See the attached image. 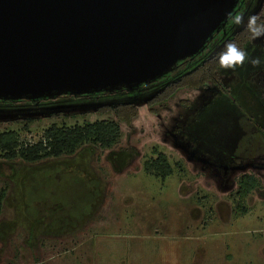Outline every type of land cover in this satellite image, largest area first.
Segmentation results:
<instances>
[{"label": "rangeland", "instance_id": "374dc122", "mask_svg": "<svg viewBox=\"0 0 264 264\" xmlns=\"http://www.w3.org/2000/svg\"><path fill=\"white\" fill-rule=\"evenodd\" d=\"M240 13L264 20V0H246ZM241 28L228 23L199 57L215 54ZM251 45L246 52L262 67L219 71L229 96L210 85L181 87L148 104L191 60L132 91L0 96V132L16 130L24 142H37L52 124L111 119L120 128L111 149L84 145L34 165L0 158V189L7 188L0 264H264V140L239 127L243 113L264 129V39ZM119 104L136 106L130 124L104 109ZM24 120L34 122L27 129L15 123ZM153 149L172 170L165 179L143 169ZM243 174L257 185L240 200L234 192Z\"/></svg>", "mask_w": 264, "mask_h": 264}, {"label": "water", "instance_id": "95a60500", "mask_svg": "<svg viewBox=\"0 0 264 264\" xmlns=\"http://www.w3.org/2000/svg\"><path fill=\"white\" fill-rule=\"evenodd\" d=\"M239 0H0V96L132 91L203 50Z\"/></svg>", "mask_w": 264, "mask_h": 264}, {"label": "trees", "instance_id": "16d2710c", "mask_svg": "<svg viewBox=\"0 0 264 264\" xmlns=\"http://www.w3.org/2000/svg\"><path fill=\"white\" fill-rule=\"evenodd\" d=\"M214 32L209 40L215 35ZM228 36V35H227ZM225 36L221 47L215 54L205 58H200L202 52L189 57L192 63H188L187 67L180 72V76L167 82L160 91L148 101V104L159 102L173 95L181 87H191L204 90L209 85L216 91L221 92L225 96L231 95L229 88L225 85L219 71L222 70L218 64V53L223 49V46L228 41H235L245 51L252 47L253 41L249 40L248 33L241 28L231 36ZM206 48V46H205ZM204 49V48H203ZM195 58H197L195 60ZM187 59V58H186ZM195 60V61H194ZM182 61V60H181ZM209 86V87H210ZM111 111L113 115L126 124L137 116V108L133 104H119L114 107H105ZM150 111L154 112L151 108ZM242 113V112H241ZM33 120L15 121L22 125L24 129L32 124ZM247 123L251 126L248 129ZM239 127L242 135L255 132L261 139L264 140V129L252 116H245L242 113L239 120ZM120 136V128L117 122L111 119L95 121L83 125L57 126L52 124L43 130L40 138L35 143H28L20 140L16 130L6 129L0 132V158L5 161L19 160L24 164L34 165L43 160L57 159L61 157H71L78 149L84 145L95 146L101 150L111 149L117 142ZM242 137V140L246 138ZM240 142V141H239ZM238 150H243V144H237ZM239 152V151H238ZM154 157L147 160L144 164V171L156 178L165 179L166 176L172 173V170L167 163L165 156L153 149ZM241 154V153H240ZM176 166H178L176 164ZM239 190L235 193L237 199L242 200L247 197L257 185L254 176L243 174L239 177ZM7 196V188L0 189V215L3 212V202ZM245 212L243 207L236 205L235 211Z\"/></svg>", "mask_w": 264, "mask_h": 264}, {"label": "clouds", "instance_id": "9594fccd", "mask_svg": "<svg viewBox=\"0 0 264 264\" xmlns=\"http://www.w3.org/2000/svg\"><path fill=\"white\" fill-rule=\"evenodd\" d=\"M231 22L237 28L242 27L251 41L264 39V20L256 14L245 15L243 13L231 15ZM218 64L224 70H236L246 63L254 67H262L259 57H249L248 53L235 41H228L218 53Z\"/></svg>", "mask_w": 264, "mask_h": 264}, {"label": "flooded vegetation", "instance_id": "af4514ba", "mask_svg": "<svg viewBox=\"0 0 264 264\" xmlns=\"http://www.w3.org/2000/svg\"><path fill=\"white\" fill-rule=\"evenodd\" d=\"M246 0H239L238 1V3H237V5H236V8L234 9V11L232 12V14L231 15H234L242 6H243V4H244V2H245ZM231 15L228 17V19L226 20V22L224 23V25L223 26H221L220 28H219V30H218V32H216L215 34L217 35V34H219L221 31L223 32V31H225V28H226V26L228 25V23H230L231 22ZM231 24H232V22H231ZM232 26V25H231ZM230 28L231 27H229L228 28V30L226 31V34L228 33V31L230 30ZM225 35V34H224ZM215 36V35H214ZM226 36V35H225ZM224 36V37H225ZM213 38V37H212ZM211 41V40H210ZM209 45V42L208 43H206L205 44V46L207 47ZM205 46H204V49H206L205 48ZM203 49V50H204ZM201 52H203V51H201ZM184 61L185 60H192V59H189V58H187V59H183ZM182 60V61H183ZM181 61V60H180ZM180 61H178V62H180ZM177 62V63H178Z\"/></svg>", "mask_w": 264, "mask_h": 264}]
</instances>
